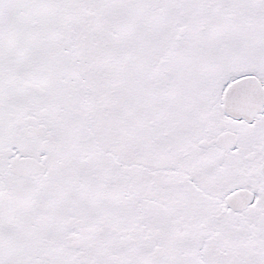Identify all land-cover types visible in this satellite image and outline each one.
<instances>
[{
  "label": "snow or ice",
  "instance_id": "snow-or-ice-1",
  "mask_svg": "<svg viewBox=\"0 0 264 264\" xmlns=\"http://www.w3.org/2000/svg\"><path fill=\"white\" fill-rule=\"evenodd\" d=\"M0 264H264V0H0Z\"/></svg>",
  "mask_w": 264,
  "mask_h": 264
}]
</instances>
